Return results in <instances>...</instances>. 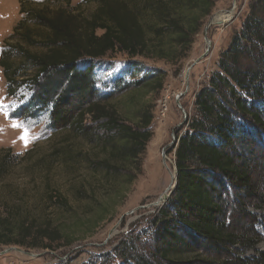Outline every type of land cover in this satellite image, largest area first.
Returning a JSON list of instances; mask_svg holds the SVG:
<instances>
[{
	"label": "trees",
	"instance_id": "trees-1",
	"mask_svg": "<svg viewBox=\"0 0 264 264\" xmlns=\"http://www.w3.org/2000/svg\"><path fill=\"white\" fill-rule=\"evenodd\" d=\"M92 1L96 7L87 15L83 4L72 6L71 0L55 7L51 0H20L23 15L0 56L8 96L30 93L13 117L35 119L48 113L51 128L66 132L55 157L69 167L85 161L98 176L90 192L84 185L76 190L80 197L89 196L87 217L73 225L38 223L29 214L0 207V245L68 247L86 236L77 235L80 229L92 234L96 224L115 212L110 200L125 196V186L142 170L141 157L153 136V111L134 98L161 89L163 78L149 76L102 96L93 60L120 50L177 63L188 56L216 4ZM84 59H90L85 67ZM218 67L196 95L197 114L177 138V186L153 220L159 236L155 259L142 264H264V251L248 255L263 240L252 210L264 209V0L251 4ZM120 93L130 96L125 114L111 102ZM80 142L89 144L93 154ZM5 152L1 158L7 162L12 154ZM5 162L0 161V174L6 172ZM47 199L64 210L74 209L57 189L48 191Z\"/></svg>",
	"mask_w": 264,
	"mask_h": 264
},
{
	"label": "rangeland",
	"instance_id": "rangeland-1",
	"mask_svg": "<svg viewBox=\"0 0 264 264\" xmlns=\"http://www.w3.org/2000/svg\"><path fill=\"white\" fill-rule=\"evenodd\" d=\"M31 1L37 4L44 0ZM64 1L67 0H51V5H67ZM254 1L216 0L212 13L204 19L195 36L188 56L177 63L154 57L130 56L120 50L93 60L95 86L102 96L118 92L124 84L133 87L134 81L149 76L159 75L163 78L161 89L149 93L140 92L142 94L137 95L138 99L134 98L138 103H145L151 108L154 116L151 124L153 136L141 157L142 170L136 174L132 184L125 186L127 191L124 197L110 200L115 205V212L102 218L93 227L92 234L80 229L77 235H86L83 239L55 250L2 244L0 264H142L154 261L159 236L153 220L162 205L156 206L153 203L172 183L177 138L185 131V122L197 114V93L209 84L211 75L219 70L221 53L228 47L234 34L242 30ZM77 4H83V12L87 15L96 7L92 0H71L72 6ZM233 5L235 10L229 12L231 17L228 20L215 22L207 29L206 35L212 41L211 48L206 57L187 74L188 67L207 50L205 28L210 18L214 14H221L220 11L231 10ZM22 15L20 0H0V56ZM89 60L84 59L81 66L88 65ZM29 95V92L21 90L16 97H9L7 82L0 66V161L5 162L1 158L5 151L10 149L9 153L12 154L5 162L6 172L0 174V207L5 212L15 209L20 214H29L38 223L50 220L53 224L73 225L74 220L87 217L86 210L90 202L89 196L84 198L76 193L77 187L87 186L90 192L98 176L92 173L93 170L85 161L72 163L69 167L62 159L55 157L54 152L61 145L66 132H57L51 128L48 113L35 119L13 117ZM128 95L120 93L111 101L124 114L128 113ZM24 136L27 137V146L25 140L21 139ZM79 146L93 154L89 144L80 142ZM28 150H32V153L24 158ZM51 189L64 194L70 200L73 211L53 205L47 199ZM105 199L106 196L102 197V200ZM252 211L257 215L255 227L263 240L248 255L264 251V209ZM194 240L188 236L191 244L196 243ZM10 247H19L34 255L17 250L6 251Z\"/></svg>",
	"mask_w": 264,
	"mask_h": 264
},
{
	"label": "bare ground",
	"instance_id": "bare-ground-1",
	"mask_svg": "<svg viewBox=\"0 0 264 264\" xmlns=\"http://www.w3.org/2000/svg\"><path fill=\"white\" fill-rule=\"evenodd\" d=\"M229 12L231 13V11H229ZM229 12L227 13V11H220L221 14H214V23L215 22L216 23L217 22H221V21H224V20H228L229 17H231V14ZM188 68L189 69L187 71L190 70V67H188ZM171 174H172V183H171L170 187L163 194L160 195L159 199L155 203H153L154 205H156V206L163 205L166 202V197L169 196L170 194L172 195V193H173V191L175 189V184H176V181H177V175H176V171L175 170H173L171 172Z\"/></svg>",
	"mask_w": 264,
	"mask_h": 264
},
{
	"label": "water",
	"instance_id": "water-1",
	"mask_svg": "<svg viewBox=\"0 0 264 264\" xmlns=\"http://www.w3.org/2000/svg\"><path fill=\"white\" fill-rule=\"evenodd\" d=\"M234 10H235V5H233V7L231 8V10H224V11H227V12L231 11V12H233ZM212 24H214V15L210 18L209 23H208L207 27L205 28V37H206V41H207V44H208L207 50H206L205 53H203V55H202L200 58H198L194 63H192V64L190 65V69H191L196 63H198L199 61H201L202 58L206 57L208 51H209L210 48H211V42H212V41L207 37L206 34H207V29H208ZM188 72H189V71H187V74H188ZM187 76H188V75H187ZM175 171H176V175H177V167H176V165H175ZM176 186H177V181H176V184H175V188H176ZM170 196H171V194H170L169 196L166 197V200H167L168 197H170ZM11 250H17V251L25 252V253H27V254H29V255H32V256L34 255V254L30 253L29 251H24L23 249H21V248H19V247H10V248L6 249V251H11Z\"/></svg>",
	"mask_w": 264,
	"mask_h": 264
},
{
	"label": "snow or ice",
	"instance_id": "snow-or-ice-1",
	"mask_svg": "<svg viewBox=\"0 0 264 264\" xmlns=\"http://www.w3.org/2000/svg\"><path fill=\"white\" fill-rule=\"evenodd\" d=\"M21 139L25 140V146H27V137L24 136V137H21Z\"/></svg>",
	"mask_w": 264,
	"mask_h": 264
}]
</instances>
